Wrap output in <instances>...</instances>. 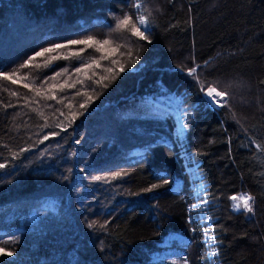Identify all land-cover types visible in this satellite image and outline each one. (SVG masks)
Here are the masks:
<instances>
[{"label": "trees", "instance_id": "16d2710c", "mask_svg": "<svg viewBox=\"0 0 264 264\" xmlns=\"http://www.w3.org/2000/svg\"><path fill=\"white\" fill-rule=\"evenodd\" d=\"M143 11L146 40L118 27ZM88 36L109 40L82 53L108 56L87 73L116 69L108 87L74 73L83 45L20 68ZM64 68L83 85L49 92ZM0 70L17 74L0 77V264H264V0H0Z\"/></svg>", "mask_w": 264, "mask_h": 264}, {"label": "snow or ice", "instance_id": "6c2138e0", "mask_svg": "<svg viewBox=\"0 0 264 264\" xmlns=\"http://www.w3.org/2000/svg\"><path fill=\"white\" fill-rule=\"evenodd\" d=\"M137 21H138V24L140 26L144 27V29H145L144 31L141 30V27H137L136 24L132 23V17L131 16H124L123 19H120L118 27L119 28H129L133 36H136V37H138L140 39L146 40L147 39V36L145 35V31L147 30L146 29V25H147L146 18L141 15V16H138ZM108 44H109V40H107V39H105V40H96L93 36H88V37H86L84 39L69 40L66 44L58 43V44H55V45H53L51 47H46V48H43V49L35 52L33 56L29 57L28 60H26L23 64L20 65V68L35 67V68L39 69L40 68V64H34L33 62L36 61L37 58H45L46 56H47V58L44 60V66H46V67L50 66L51 62H53L55 60H58L61 57H59V56H48L47 54H51V53L57 52V50H60V49H68L71 46L83 45L85 47H82L79 50L72 51L70 53V55L73 58L78 59L81 62V66L75 67L74 73H83V74H85V76L89 80V84H88L89 88H91V85H92L93 82L97 86L108 87V85L103 83V81L109 80V79H115V72L117 71L116 69H114L112 67H108V68L105 69V71L107 73H109L110 75H107V76L101 75L98 79H94V80H93V78L97 75L95 72H93L91 76L87 75L88 70L93 69V68H96V69L101 68L100 61L108 59V56L105 54V55L100 56L99 59H96V58L93 57V54L89 53L90 59H89L88 62H85L84 59H83V56H82V53L85 52L86 48L87 49L94 48L95 52H104L105 46L108 45ZM111 51L115 52L116 49L113 48V49H111ZM127 55L131 57L132 56L131 51H128ZM64 58L67 59L68 57H64ZM111 63L115 64L116 61L113 60V61H111ZM133 63H134V61H133ZM118 71L119 72H124L125 71L124 66L120 65V67L118 68ZM196 71H197V68H195V67L189 69V75H192V74L196 73ZM74 73L70 74L69 70L67 68H64L62 71L55 72V74L53 76L47 78V80H45L44 83H48V81H56L57 77L68 75V79H65L63 83H59V84H57L55 82L49 83L48 84V91L51 92L53 89H56V88H59L61 91H63L66 88H68V89L75 88L76 83H80L81 85H83V81L82 80H77L75 83H69V79L72 78V75H74ZM16 75L17 74L15 72L9 74V73H6V72L0 70V77H3V79H5V80H10L13 84L17 83V80L13 79V77L16 76ZM41 86H43V85H41ZM23 87L24 88H28L29 85L27 83H25L23 85ZM37 95H40L39 91H37ZM75 95L76 96H82L83 94L81 93L80 90H77ZM205 95L207 97V102L209 104H217V105H219V100L217 98L224 97L225 93L223 91L217 90L216 87H208L206 89ZM49 98L55 100L56 96L53 94ZM91 99H92L91 96H87V98L84 99L83 102L79 103V108L86 110L87 103ZM71 114H72L73 118H75V116L77 115V113H75V112H73ZM79 114L82 115L83 113H79ZM61 115H63V113H61ZM57 126L59 127L60 125H57ZM187 127H188V125L186 123H181L180 124V134L181 135L183 134V132L186 130ZM62 130H64V129L62 128ZM51 135H53V136L54 135H58V133H52ZM47 139H49V136L46 135L44 137V140H47ZM27 150L28 149H23V151H27ZM4 167H5L4 164H0V169H2ZM113 175L114 176H120V175H122V173L116 172ZM153 187H156V185H153ZM231 199L233 201H236L238 198L233 196V197H231ZM250 200H251V197L244 198L242 205L240 203H237V204L234 205V207L236 209H240L241 206H242L245 210L251 212L252 208H251V205L249 203ZM207 203H208L207 200L203 201V204L206 205ZM0 254H5V255H8V256H11L12 252L11 251H6L4 248H0ZM213 255H215V253H213Z\"/></svg>", "mask_w": 264, "mask_h": 264}, {"label": "rangeland", "instance_id": "374dc122", "mask_svg": "<svg viewBox=\"0 0 264 264\" xmlns=\"http://www.w3.org/2000/svg\"><path fill=\"white\" fill-rule=\"evenodd\" d=\"M144 16L145 18H146V21H147V25H146V29H148V27H149V21H148V17H147V15L145 14V12L143 11V13L142 12H139V14H138V16ZM138 16H137V18H138ZM137 23H138V21H137ZM138 26L139 27H141V29H143V30H145L144 29V27L143 26H140L139 24H138ZM167 98H168V100L167 101H164V104H168L169 106H171L170 108L172 109V111L176 114L175 115V118H176V121H177V134L178 135H181L180 134V124L181 123H184L183 122V120H182V118H181V111H180V109L178 108L179 106H178V100L176 99V98H174V97H172L171 95H169V96H167ZM218 100H219V105L225 100V96L224 97H222V98H217ZM157 101H163L160 97H158V100ZM214 105H216V106H219V105H217V104H214ZM183 135V134H182ZM196 166H197V164L195 165V168H196ZM191 178H192V180L194 181V182H196L197 184H195V185H198L197 186V188L198 187H202L203 185H202V181H201V178H199V176L198 175H195V174H192V176H191ZM244 198H247V197H245V196H240V197H238V199L235 201V204H237V203H240L241 205L243 204V199ZM250 202V201H249ZM203 206H206L205 204H203V203H201ZM202 205H198V206H202ZM241 208H243L242 206H241ZM207 218V222L208 223H211L212 222V218L211 217H206ZM176 239H179V237L178 236H173V237H170V240H176ZM167 253H170V254H172V253H175V250H167L166 252H165V254H167Z\"/></svg>", "mask_w": 264, "mask_h": 264}, {"label": "built area", "instance_id": "2783aa9c", "mask_svg": "<svg viewBox=\"0 0 264 264\" xmlns=\"http://www.w3.org/2000/svg\"><path fill=\"white\" fill-rule=\"evenodd\" d=\"M185 132V131H184ZM184 132H183V134H184ZM181 136V135H180ZM198 186V185H197ZM197 186H196V190H197V192H198V194H201L202 192H204V187L202 186V187H198L197 188ZM203 194V193H202ZM207 221V220H206Z\"/></svg>", "mask_w": 264, "mask_h": 264}]
</instances>
